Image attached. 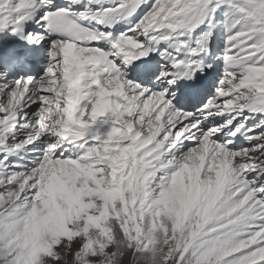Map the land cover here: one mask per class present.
Returning a JSON list of instances; mask_svg holds the SVG:
<instances>
[{"label":"snow or ice","instance_id":"6c2138e0","mask_svg":"<svg viewBox=\"0 0 264 264\" xmlns=\"http://www.w3.org/2000/svg\"><path fill=\"white\" fill-rule=\"evenodd\" d=\"M0 264H264V0H0Z\"/></svg>","mask_w":264,"mask_h":264}]
</instances>
